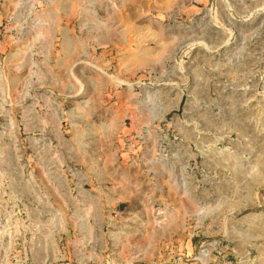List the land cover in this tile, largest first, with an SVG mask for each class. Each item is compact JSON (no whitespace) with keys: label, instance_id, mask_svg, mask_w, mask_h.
<instances>
[{"label":"rangeland","instance_id":"1","mask_svg":"<svg viewBox=\"0 0 264 264\" xmlns=\"http://www.w3.org/2000/svg\"><path fill=\"white\" fill-rule=\"evenodd\" d=\"M0 264H264V0H0Z\"/></svg>","mask_w":264,"mask_h":264},{"label":"bare ground","instance_id":"2","mask_svg":"<svg viewBox=\"0 0 264 264\" xmlns=\"http://www.w3.org/2000/svg\"><path fill=\"white\" fill-rule=\"evenodd\" d=\"M37 22V21H36Z\"/></svg>","mask_w":264,"mask_h":264}]
</instances>
